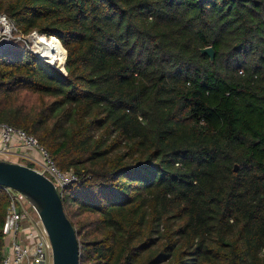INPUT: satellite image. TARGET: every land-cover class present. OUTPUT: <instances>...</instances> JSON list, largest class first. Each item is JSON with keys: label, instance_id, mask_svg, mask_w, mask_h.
I'll use <instances>...</instances> for the list:
<instances>
[{"label": "trees", "instance_id": "1", "mask_svg": "<svg viewBox=\"0 0 264 264\" xmlns=\"http://www.w3.org/2000/svg\"><path fill=\"white\" fill-rule=\"evenodd\" d=\"M2 14L66 61L1 50L0 122L78 175L60 194L80 264H264V0H0ZM9 205L0 187V264Z\"/></svg>", "mask_w": 264, "mask_h": 264}, {"label": "built area", "instance_id": "2", "mask_svg": "<svg viewBox=\"0 0 264 264\" xmlns=\"http://www.w3.org/2000/svg\"><path fill=\"white\" fill-rule=\"evenodd\" d=\"M14 31L19 32L15 23L6 15H0V51L9 48ZM11 158L32 164L30 168L51 180L59 193L79 182L73 170L63 172L55 165L36 137L0 122V160L12 162ZM4 189L9 195L10 205L2 232L4 256L1 264H52V245L40 217L36 211L19 205L20 193Z\"/></svg>", "mask_w": 264, "mask_h": 264}, {"label": "water", "instance_id": "3", "mask_svg": "<svg viewBox=\"0 0 264 264\" xmlns=\"http://www.w3.org/2000/svg\"><path fill=\"white\" fill-rule=\"evenodd\" d=\"M201 53L214 62L215 51L212 47L203 49ZM48 64L67 74L66 61L63 67L65 72L54 64ZM0 187L17 191L36 211L52 245V264H80L76 230L65 213L61 194L51 180L26 165L0 160Z\"/></svg>", "mask_w": 264, "mask_h": 264}, {"label": "rangeland", "instance_id": "4", "mask_svg": "<svg viewBox=\"0 0 264 264\" xmlns=\"http://www.w3.org/2000/svg\"><path fill=\"white\" fill-rule=\"evenodd\" d=\"M33 35H34V33L33 34H30V35H23L20 32L14 31L13 34H12V38H11L12 41H11L10 45L8 46L9 48L6 49L5 51H8V53L11 52V53H14V54H17L18 55V54H20V53H22L23 51L26 50L28 52L33 53L35 56L38 57L39 55L35 52V50L32 47L31 38L32 37H35L36 34L34 36ZM37 35L41 36L40 34H37ZM48 39L53 40L52 37H49ZM39 59L45 62V60L44 59H41L40 56H39ZM59 69H61V68H59ZM61 70L63 71V69H61ZM11 161H15L14 163H23V164L25 163V164H27L26 162H24V161H22L20 159H16V158H11ZM19 205L21 207L22 206L23 207H28L30 209V211H32V212L35 211L32 208V206L29 204V202L26 200V198H24V196H22V195L19 198ZM71 218L75 222V224H77V227H78V223H79L78 220H81L84 217L82 218V217H79L77 215L75 216V215H72L71 214Z\"/></svg>", "mask_w": 264, "mask_h": 264}, {"label": "bare ground", "instance_id": "5", "mask_svg": "<svg viewBox=\"0 0 264 264\" xmlns=\"http://www.w3.org/2000/svg\"><path fill=\"white\" fill-rule=\"evenodd\" d=\"M31 42L33 49L41 59H44L46 62L54 64L59 68L57 57V43L55 40H50L45 35H36L35 37L31 38Z\"/></svg>", "mask_w": 264, "mask_h": 264}, {"label": "crops", "instance_id": "6", "mask_svg": "<svg viewBox=\"0 0 264 264\" xmlns=\"http://www.w3.org/2000/svg\"><path fill=\"white\" fill-rule=\"evenodd\" d=\"M22 160V159H21ZM23 161V160H22ZM24 161H26V160H24ZM12 162H15V161H12ZM24 165V164H23Z\"/></svg>", "mask_w": 264, "mask_h": 264}]
</instances>
